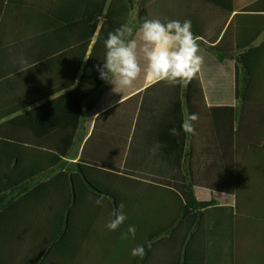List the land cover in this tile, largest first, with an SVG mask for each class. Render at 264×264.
<instances>
[{
  "label": "crops",
  "instance_id": "crops-1",
  "mask_svg": "<svg viewBox=\"0 0 264 264\" xmlns=\"http://www.w3.org/2000/svg\"><path fill=\"white\" fill-rule=\"evenodd\" d=\"M211 1L222 9L208 10L200 0H191L184 9L185 17L206 28L210 35L221 29L214 43H219L226 33L229 38L226 44L233 49L252 41L253 47L264 46V7H254L260 0ZM209 14L218 16L210 18ZM59 24L32 5L7 3L4 7L0 20V124L70 90L45 96L32 105L33 99L47 95L54 86L47 80L55 72H45L40 67L33 70L28 64H21L22 59L29 60V55L9 49L2 51ZM200 38V46L209 45ZM248 49L235 50V60L238 51ZM255 56L251 60L264 61V49ZM109 85L105 81L89 99L94 102L93 108H88L68 156L70 163L79 164L84 143L88 141L87 181L80 177L73 180V175L64 170L59 180H52L57 172L33 183L23 193L18 191L19 186L10 189L0 199V264H183L178 261L179 249L165 242L162 246L154 245L171 237L180 217H189L180 189L190 192L195 188L193 170L200 173L205 183L207 173L213 168L216 172L218 167L232 197H240L244 205L241 211L234 202L213 204L205 209L206 264H264V199L257 201L254 197L257 188H264V167L246 165L242 177L238 171L240 152L236 133L241 102L210 106L219 153L209 155L210 139L205 128L203 132L202 128L196 129L197 135L192 136L180 127L187 115L181 88L156 87L152 93L143 89L136 95L134 111L115 104L96 112ZM230 88L234 92V86ZM226 90L229 88L216 87L212 91ZM199 124L202 127L206 123ZM173 128L178 135L171 134ZM4 133L7 136L0 137V142L30 139L29 134L17 133L14 128ZM209 165L213 168L208 169ZM74 173H80L78 165ZM100 197L103 203L98 206L95 200ZM200 199L194 193L192 200L198 203ZM121 203L128 220L117 231H111L106 225ZM130 225L137 229L134 239L131 235L125 238ZM138 245L145 249L143 259L131 255Z\"/></svg>",
  "mask_w": 264,
  "mask_h": 264
},
{
  "label": "trees",
  "instance_id": "trees-1",
  "mask_svg": "<svg viewBox=\"0 0 264 264\" xmlns=\"http://www.w3.org/2000/svg\"><path fill=\"white\" fill-rule=\"evenodd\" d=\"M190 1L0 0V20L7 3H18L39 8L60 23L57 28L33 35L2 50L9 49L16 54L29 55L26 64L33 70L40 67V70L45 72H55L56 75H49L47 80L49 85L52 83L54 86L48 89L47 95H40L33 99L32 105L42 100L40 98L45 96L49 98L70 89L0 124L2 138L7 136L4 133L7 129L13 128L17 133L24 131L25 134L30 135L29 140H17L13 143L0 142V150L3 151L0 155V199L6 197L10 189L19 186L18 191L23 193L33 183L57 172V177L52 180H59L64 170H68L73 175V180L80 177L87 181L88 141L84 143L79 164L70 163L68 156L79 136L81 124L86 120L88 108H93L94 102L89 99L105 83L100 79L97 65L102 66L104 62V40L108 33L115 31L124 23H129L138 30L145 18L159 19L164 23L170 20L183 22L189 18L185 17L184 9L188 7ZM200 1L202 6L208 7V10L211 7L222 9L219 4L211 0ZM259 3L254 7H264V5L260 6L264 4V0H260ZM213 16L218 14L208 15L210 18ZM192 31L194 35L209 42L208 46H200L199 54L204 57V64L197 78L187 85L180 86L166 82L153 84L145 81L142 75L132 89L123 90L119 88L115 90V85L110 83L96 112L115 104H117L115 107L121 105L128 111H134L136 95L143 89L152 93V89L156 87L181 88L187 115L192 113L199 115L196 129L202 128L201 132H203L205 128L210 139L208 154L212 155L215 151L219 153V147L212 132L210 106L232 105L238 100L241 102V111L236 133L240 152V162L237 166L242 177L243 167L246 165L255 168L264 167V61L251 60L264 49V46L253 47L252 41L250 44L239 45L233 49L231 45L226 44L229 39L228 36L226 38V33L219 43H214L221 29L214 35H210L206 28L203 29L192 23ZM227 33L230 35V29ZM247 48L250 49L246 52L238 51V59L235 60V50L241 51ZM141 63L144 65L146 62L142 59ZM233 86L234 92L233 88L230 90ZM216 87L229 88V90L213 92L212 90ZM95 114L92 113L91 117L93 118ZM200 122H205V126L198 127ZM85 130H87V124ZM196 132L198 133V130ZM194 143L193 141L191 153H194ZM75 165L80 167L78 174L74 173ZM210 168L213 166L209 165L208 169ZM213 169L207 173L205 183L200 173L193 170L192 182L195 188L191 190L192 192L180 189V194L186 200L185 213L189 217H180L172 229L171 237L161 239L159 244L154 245L162 246L165 242L170 247L179 249L178 261H182L183 264H206L207 215L205 209L207 207L234 202L241 211L244 205L240 197H232L231 189L225 183L221 169L216 168V172ZM263 190L264 188L256 189L254 197L257 201L264 199ZM211 191L214 192L213 195L208 194ZM194 193L201 196L198 203L192 200Z\"/></svg>",
  "mask_w": 264,
  "mask_h": 264
},
{
  "label": "clouds",
  "instance_id": "clouds-1",
  "mask_svg": "<svg viewBox=\"0 0 264 264\" xmlns=\"http://www.w3.org/2000/svg\"><path fill=\"white\" fill-rule=\"evenodd\" d=\"M200 39L194 35L190 20L164 23L159 19L145 18L138 30L124 23L108 33L104 40V62L102 66L97 65V71L100 79L115 85V90L132 89L142 75L145 81L153 84L166 82L170 85H187L197 78L204 64V57L199 54ZM142 59L146 62L144 65ZM26 63L21 60L22 65ZM198 120V114H188L180 127L185 134L195 136ZM171 134L179 133L173 128ZM95 203L102 205L103 197L97 198ZM113 217L106 227L117 231L128 220L123 203L119 205L118 211L113 212ZM136 232V227L130 225L125 238L131 235L134 239ZM145 254L143 245L131 250L134 257L143 259Z\"/></svg>",
  "mask_w": 264,
  "mask_h": 264
},
{
  "label": "rangeland",
  "instance_id": "rangeland-1",
  "mask_svg": "<svg viewBox=\"0 0 264 264\" xmlns=\"http://www.w3.org/2000/svg\"><path fill=\"white\" fill-rule=\"evenodd\" d=\"M134 16H136V13H134Z\"/></svg>",
  "mask_w": 264,
  "mask_h": 264
}]
</instances>
